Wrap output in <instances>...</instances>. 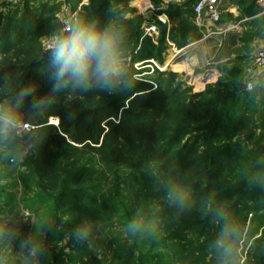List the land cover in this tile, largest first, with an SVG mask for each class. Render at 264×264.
<instances>
[{
  "label": "rangeland",
  "instance_id": "rangeland-1",
  "mask_svg": "<svg viewBox=\"0 0 264 264\" xmlns=\"http://www.w3.org/2000/svg\"><path fill=\"white\" fill-rule=\"evenodd\" d=\"M188 2L0 0V71L16 66L11 74L14 87L30 76L42 89L50 86L39 72L47 56L46 36L68 17L103 23L114 6L126 13L125 58L135 81L131 91L159 90L160 72L168 94L153 106L164 151L162 162L131 169L104 166L83 154L71 159L47 157L49 127L59 124L58 118L50 117L46 124L32 127L43 136L38 154L41 159L49 158L51 173L36 172V155L18 165L0 163V210L22 209L42 219L63 211L75 221L90 219L93 225H102L100 231L94 228V249L57 241L63 232L50 235L48 264H214L207 245L223 221L211 222L201 212L205 195H214L235 218L240 264H264V70L257 69L253 61L264 44V12L258 0H246L253 6L233 19L235 28L222 34L192 28L185 43L182 38L173 41L172 35L183 33L177 9ZM159 17L169 20L166 28L159 26ZM150 26H156V31L146 32ZM117 97L102 95L86 105H112ZM186 104L203 114L201 121L187 112ZM249 165L253 168L247 171ZM149 168H159L187 188L193 206L181 217L165 207L159 238L129 243L122 225L136 206L162 203L161 194L152 186L158 189L162 180L151 179L146 174ZM77 175H82L79 186L72 184ZM87 187L97 189L96 196L80 193ZM29 231V225H23L22 234Z\"/></svg>",
  "mask_w": 264,
  "mask_h": 264
},
{
  "label": "clouds",
  "instance_id": "clouds-1",
  "mask_svg": "<svg viewBox=\"0 0 264 264\" xmlns=\"http://www.w3.org/2000/svg\"><path fill=\"white\" fill-rule=\"evenodd\" d=\"M121 0H116L120 3ZM110 15L103 23L97 19L68 17L46 36L47 56L40 74L50 85L45 94H38L34 83L13 86L11 74L0 71V163L18 165L41 149L43 136L37 134L32 121H44L59 101L71 105L90 94L117 96L135 87L128 71L125 42L127 31L122 13L116 7L109 8ZM7 97V100L4 98ZM32 119L26 118V112ZM69 119L74 113H66ZM151 179L162 183L154 191L162 197V203L141 202L122 225V233L129 243L159 238L160 214L166 207L175 217L189 213L193 206L192 195L187 188L165 176L159 168L146 169ZM201 212L211 222L222 226L207 245V253L214 264H240V232L235 218L227 206L221 207L214 195H205L200 202ZM29 225L27 235L23 225ZM94 228L90 219L74 220L69 212H58L42 219L22 209L6 213L0 210V264H48L51 256L48 237L60 232L57 241L80 248L94 249Z\"/></svg>",
  "mask_w": 264,
  "mask_h": 264
},
{
  "label": "trees",
  "instance_id": "trees-1",
  "mask_svg": "<svg viewBox=\"0 0 264 264\" xmlns=\"http://www.w3.org/2000/svg\"><path fill=\"white\" fill-rule=\"evenodd\" d=\"M177 12L183 23V33L177 35L178 37L172 35L171 38L173 41H179L182 38V43H185L188 34L192 31L195 14L189 2L179 7ZM159 26L167 27L162 24ZM173 32L172 28L170 34ZM1 71L14 75L16 66H7ZM162 75L163 73L159 72L160 78L157 79L159 90L140 94L130 90L119 95L112 105L87 107L86 104L92 102L96 97H101L100 94H90L83 100L72 102L71 105H65L63 101L57 102L44 121L46 124L50 117H56L59 120L57 127H49L50 133L45 144V149L49 150L47 157L71 159L76 154H83L96 158L104 166H125L131 169H142L150 164L162 162L164 151L159 145L158 124L153 110L154 104L164 101L168 96L162 84ZM30 77L20 86L24 83H34L37 86L38 94L48 92L50 86H45L42 89L35 81L32 82ZM189 105L185 106L187 112L197 121H201L203 114L196 110L193 111L194 108ZM68 111L75 114L72 119L67 117ZM25 112L26 118L31 120L32 117L27 114V110ZM41 124L35 120L32 121L34 126ZM33 158H35L34 165L38 174L43 176L46 173H51L49 158L41 159L40 154ZM252 168L249 165L246 170L249 171ZM80 178L82 175L75 176L72 184L79 186ZM79 191L87 196H96L97 194L95 188L87 187Z\"/></svg>",
  "mask_w": 264,
  "mask_h": 264
},
{
  "label": "built area",
  "instance_id": "built-area-1",
  "mask_svg": "<svg viewBox=\"0 0 264 264\" xmlns=\"http://www.w3.org/2000/svg\"><path fill=\"white\" fill-rule=\"evenodd\" d=\"M10 2H17L19 0H9ZM239 0H197V2L193 5L194 11V24L197 27H203L205 25V21L211 23H219L222 18V5L228 2H237ZM259 6L262 8L264 12V0H258ZM159 24L168 25L169 20L164 17L158 18ZM236 25L233 23L227 24L225 26H219L215 28L211 33H219L222 34L228 30L235 28ZM156 26L147 27L146 32H155ZM254 65L259 70H264V46L259 48L253 57Z\"/></svg>",
  "mask_w": 264,
  "mask_h": 264
},
{
  "label": "crops",
  "instance_id": "crops-1",
  "mask_svg": "<svg viewBox=\"0 0 264 264\" xmlns=\"http://www.w3.org/2000/svg\"><path fill=\"white\" fill-rule=\"evenodd\" d=\"M196 2L197 0H191V2H189L190 6L193 8V5ZM253 5H257V1ZM253 5L246 3V0H239L233 3L232 2L225 3L222 5V8H221L223 10L221 21L216 24L205 21V25L203 26V28L209 32V31H213L215 28L219 26H225L227 24H231L233 19L237 18L240 15V13L242 12V9H247V8L249 9ZM255 8L257 7L255 6ZM257 16H260V15H257ZM193 29L199 30L200 28H198L194 24ZM263 46L264 44L261 47Z\"/></svg>",
  "mask_w": 264,
  "mask_h": 264
}]
</instances>
